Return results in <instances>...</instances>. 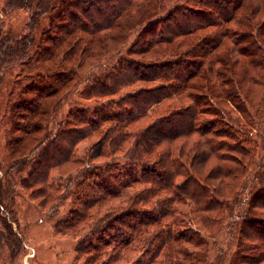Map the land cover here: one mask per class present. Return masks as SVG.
<instances>
[{
  "label": "rangeland",
  "instance_id": "374dc122",
  "mask_svg": "<svg viewBox=\"0 0 264 264\" xmlns=\"http://www.w3.org/2000/svg\"><path fill=\"white\" fill-rule=\"evenodd\" d=\"M174 1H150L152 15H157L155 26L150 27L155 34L151 29L143 32L139 25L120 44L112 36L123 30L112 28L106 43L98 44L104 39L101 36L90 51L89 35L80 33L74 58L69 54L73 44H65L60 57L43 63L37 64L33 54L30 74L11 66L1 72L0 264H113L116 260L114 264H264V83L255 86L244 81L240 87L238 76L225 70L224 75L234 81L229 90L234 91L236 104L204 102L205 113L197 116L198 122H216V130L226 133L218 138L222 144L218 156L224 159L205 164L195 158L199 138L175 133L181 132L184 111L180 108L190 103L185 98L207 95L211 92L207 83L194 79L192 84L198 83L199 91H184L180 97L169 94V86L177 83L174 80L143 79L154 73L150 61L167 53L154 46L152 51L144 50L170 27L161 17L168 18ZM260 1L264 0H249L248 8L255 10ZM9 2L0 0V36L26 37L32 11L12 0L10 7ZM121 2L112 0L111 5ZM178 3L175 10L183 13L187 2ZM254 19L257 22L252 24L264 20L263 6ZM48 26L46 19L38 26V40L45 38ZM230 28L236 36L235 26ZM222 31L226 32V26L216 25L201 35L212 39ZM216 50V56L228 55L225 47ZM189 58L174 68L188 71V62L197 67L201 61L198 55ZM127 64L143 66L140 78L126 77L128 72L122 68ZM202 68L206 73L208 67ZM68 72L73 75L68 84H52L53 78ZM38 73L45 85L58 92L43 100L47 107L40 111L47 114L46 119H34L31 126L38 131L32 132L31 126L26 130L27 111L18 109L14 116L11 109L23 97V87L40 82ZM94 77L101 82L94 83ZM104 84L113 87L112 94L106 95ZM89 87L100 89L88 91ZM50 111L53 119H48ZM165 123L167 130L154 136L155 128ZM59 130H64L61 136ZM172 132L176 138L164 140ZM142 135L146 136L140 140ZM42 152L45 164L34 169ZM66 157L69 160L64 163ZM220 163L222 170L217 168ZM174 167L179 174L167 179L165 175H173ZM43 175L46 181L41 183ZM190 178L200 184H191L187 196L181 190L191 183ZM199 189L206 196L196 205L197 199L191 198ZM88 201L91 205L86 206ZM82 211L86 216L75 220L74 213Z\"/></svg>",
  "mask_w": 264,
  "mask_h": 264
},
{
  "label": "trees",
  "instance_id": "16d2710c",
  "mask_svg": "<svg viewBox=\"0 0 264 264\" xmlns=\"http://www.w3.org/2000/svg\"><path fill=\"white\" fill-rule=\"evenodd\" d=\"M9 1L8 5L11 7V0ZM111 1L112 0H12V2L17 5L23 3V5L20 6L21 8L27 7L32 11L28 23L30 34L21 38H14L10 34L5 35L4 38H1L0 36V76L1 72L4 70L6 71L8 66L19 67L21 72H27V74H30L32 72L28 68L29 66H32L30 60L32 59L31 57L33 54V58H36L37 64L43 63L53 57H60V49H62L65 44H73L70 48L69 54L70 57L74 58L78 51V43L81 40L80 33L89 35L90 39H87L86 42L89 40L90 51L91 47L96 44V41H98L101 36L104 39L98 44L104 45L106 43L105 37L109 33L107 31L112 28H120L123 30V34L121 33L112 36L113 39L120 44H122L123 39L129 37L130 35L128 36V34L139 25H143V32L145 29H151L150 32H153L154 34L156 33L153 31L155 30L154 28H150L155 26L154 21L157 18V15H152V9L150 8L151 0H123L119 5H111ZM159 1L164 2V0ZM178 1L179 0L174 1L175 9L180 6ZM248 1L249 0H186L188 8L183 9V13H179L174 9L169 12L170 14L168 18L165 16L161 17V20L168 22L170 27H164V32L158 37H154V40H152L144 50L152 51L154 47H158L159 52H167L163 58H157L150 61L151 64H149L151 66L149 68L153 69L154 73H151V76L143 77V79H146L147 81L157 80L158 76H160L163 83L169 80L176 81V84L169 86V94H174L176 96L179 95L181 97L184 91H199L198 88H200V85L198 83L192 84V81L196 78H201V81L207 83L208 91H211L207 92V95L201 93V95H195L193 98H185L190 103L183 105L185 108H180L184 111L181 115L182 120L179 121L181 132L175 133L178 134V136L182 135L189 139L192 137L199 138V143L194 145V149L198 152L195 158L198 157V159L205 164H208L209 162H219V160L224 159H221L218 156V152L222 149L221 141H219L218 138H223L227 135L224 131L221 133L218 129L216 130V122L203 121L201 119L199 122L197 121L198 114L202 112L205 113L204 110L206 108H204V106L206 103L204 102H208L211 106H213V102H218V100H224L231 104H236L235 93H233L234 91L229 90L230 83H233L234 81L224 75V73H226L225 70L238 76L240 79V87L244 84V81L255 86H260L264 83V20L259 22V24H252V21L257 22L254 17L258 16L262 11L264 1L258 2V4L261 5H259L258 8L256 7L255 10L248 8ZM55 9L57 10V13L55 12ZM202 9L205 11H202ZM106 13H108V15L105 16ZM133 14L137 16L134 17ZM147 18L149 21L146 22ZM44 19L49 21L50 26L45 30V38L38 40L35 36V31L38 26L43 23ZM89 20H92V24L89 23ZM118 21L122 22L117 24ZM183 21L192 22L183 26ZM216 25H225L226 32L222 31L217 38L212 39H210L209 34L204 37L201 35L204 30ZM231 25L235 26L234 30H238L236 36L231 32ZM56 30L63 31L62 35H56ZM74 36L76 39H74ZM197 37L201 38L197 39ZM179 39H181V41L176 42ZM206 42H209L211 46L208 48L205 47L204 43ZM228 42L232 43V45H229ZM222 47H225L229 56L227 54L216 56L218 50H213L217 48L221 49ZM184 48L187 50L181 52ZM86 54L87 51L84 50L80 58L84 60ZM190 55L199 56L201 61L198 63L197 67L194 62L190 61L188 62V65L191 67L188 71H184L182 68L180 70L174 68L178 62H183V59L190 60L191 58L186 59ZM241 61L242 63H240ZM205 65L208 67L206 73L202 68V66ZM142 68L143 66H138L137 64H127L124 65L122 69L124 72H128L127 76L125 75L128 79L135 80L134 78H140L139 74L143 73ZM215 68L217 72L215 71ZM34 70L36 71V68ZM65 70L69 71L68 69ZM39 74L40 73L37 74V79L40 82L32 83L31 85L27 84L23 87V97L18 99V101H15L11 109V115L14 116H16L18 109L27 111V115L29 116V127L26 129L27 131L34 123V119H46L47 114L44 116L43 112L40 111L42 107H47V101H43L45 97H50L58 92L55 87L60 86H57V84L65 86L73 78V75L71 76L69 72L60 77H55L52 82L55 86L54 87L51 85H45L43 83L44 81L39 78ZM92 80H96L94 83L97 84L101 82V80L96 79V77ZM106 80L112 82L110 78H107ZM88 81L91 83V79H88ZM112 84L115 85L116 83L112 82ZM94 86L96 85L94 84ZM106 86H108V84H104L102 87V89L105 90L104 92L106 95L112 94L109 89H112L113 87L110 88ZM99 89L100 87H89L88 91ZM242 91H244V89H242ZM178 101L183 103L184 99ZM48 104L50 105L49 101ZM207 108L209 109V106H207ZM54 115L55 114L50 111L48 113V119H53ZM137 116H139L138 113H136L135 117ZM174 121L175 120H172L169 123L173 124ZM166 130L167 124H162L155 128L154 136H157ZM31 131H38V129L31 126ZM61 133H64V130H59L58 136H61ZM175 134L174 132L170 133L169 136L164 137V140L168 139L169 141V139L176 138ZM145 136L146 135H142L139 139L141 140ZM152 140L154 141V138H152ZM161 141H158L156 145ZM43 155L46 156L44 152L38 156L39 161L34 169L39 165H42L41 162L45 164L42 160ZM64 159V163L69 160L68 157ZM198 159H196V161ZM19 168L21 169L20 165ZM217 168L221 170L223 169L221 163ZM180 172L182 173V171ZM229 172L231 171H228L227 173ZM86 173H88V171H86ZM165 173L166 172L162 173V176H164ZM178 174L179 173H175L174 167V174L171 176L165 175V177L167 179H174ZM221 176L228 177V175ZM41 178V183L46 181V175H43ZM188 182L191 183L181 190V192L187 196L191 184L192 186L200 184L193 178L188 179ZM159 186L169 188L170 185L166 184L163 186L160 184ZM204 191L205 190L203 189H199V193L192 195L194 198L191 199H197L195 201L196 205H199L201 203L200 199H203L204 196H206ZM90 202L91 201H88L86 206L91 205ZM97 202L98 201H95V204ZM89 208L90 207H88L87 210ZM204 209L207 210L211 208L204 207ZM74 214H76L74 218L75 220H81L86 216L85 211L76 212ZM67 225L70 227L69 223ZM93 250H96V248ZM117 261L118 260L114 263Z\"/></svg>",
  "mask_w": 264,
  "mask_h": 264
}]
</instances>
